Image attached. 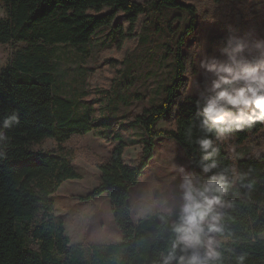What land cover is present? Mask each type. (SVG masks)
Returning <instances> with one entry per match:
<instances>
[{"label":"trees","instance_id":"trees-1","mask_svg":"<svg viewBox=\"0 0 264 264\" xmlns=\"http://www.w3.org/2000/svg\"><path fill=\"white\" fill-rule=\"evenodd\" d=\"M221 3L223 0H213ZM247 1V0H240ZM7 17L0 19V44L16 46L11 64L0 69V264H86L84 246L71 244L63 218L55 213L51 195L67 179L81 177L67 154H55L43 148L47 139L60 146L76 133H87L108 121H94L76 113L77 102L56 92V67L53 59L57 44H72L81 50L105 26H113L120 34V43L136 35L139 19L149 6L156 11L180 8L190 15V22L175 42L167 44L166 57L174 55V72L166 85L165 96L157 104L145 107L130 122L138 127L142 139H126L116 133L117 141L110 158L100 164V184L83 199L107 194L111 199L115 221L123 241L117 244L93 245L90 264H161L162 254L171 250L175 235L172 225L180 209L157 212L134 223L130 203L131 190L154 157L160 137L176 140L186 154L191 174L201 181L211 174L202 172L203 164L217 162L213 173H224L233 188L226 196L232 202L225 207V234L232 241L231 252H223L222 264H264V153L258 158H245L239 163L238 176L234 161L225 145L215 141L217 156L205 160L196 139L202 135L201 104L211 95L201 93L178 107L179 92L188 84V61L183 46L187 35L197 26V9L184 0H0ZM182 15L168 21L175 33ZM126 24V26L124 25ZM257 57V56H256ZM19 113V123L4 128L5 116ZM164 119H173L174 126L158 128ZM264 123L235 131L236 143H244L252 131ZM215 139V138H214ZM139 143L141 151L133 162H127L125 150ZM169 194L167 190L161 191ZM193 250L189 249L190 255ZM203 255V249H197ZM185 253L177 250V255ZM172 264H176L175 261Z\"/></svg>","mask_w":264,"mask_h":264},{"label":"rangeland","instance_id":"rangeland-1","mask_svg":"<svg viewBox=\"0 0 264 264\" xmlns=\"http://www.w3.org/2000/svg\"><path fill=\"white\" fill-rule=\"evenodd\" d=\"M184 1L195 5L197 26L187 35L183 46L188 61V84L179 92L177 107L201 93L214 95L211 87L217 77L199 67V61L205 56L221 61L227 60L230 54L242 55L249 60L264 58V0ZM0 5V15H5L6 8L1 2ZM176 14L182 15V22H177L178 31L173 35L168 21ZM117 22L103 27L89 44H84L87 52L72 44H57L53 59L55 90L78 103L76 113L90 115L94 121H111L115 117L110 127L100 123L90 132L76 133L62 146L55 139H47L43 145L45 150L70 156L73 167L81 175L64 181L51 199L55 203V213L64 220L71 244L84 246L83 261L86 264L91 263L93 245L117 244L123 241V235L107 194L89 200L82 197L100 184V164L110 158L117 144L116 133L128 140L142 139L139 128L130 126V122L145 107L164 98V89L174 72V55L166 57L167 44L175 42L179 33L185 30L190 15L180 8L159 12L149 6L147 14L137 23L136 35L123 43H120V34L115 28ZM229 38H232L231 45ZM237 42L243 43L242 52H235ZM15 51L16 46L12 43L0 44V69L11 64ZM171 126H174V120L164 119L157 127ZM250 132V137L242 144L236 143L235 133L220 140L234 161L237 176L243 159L258 158L264 153V125L259 131ZM140 151L139 143L128 146L125 150L127 162L135 161ZM185 173L191 171L181 145L172 138H158L154 157L131 190L134 223L157 212H169L165 209L179 210L183 204L179 184ZM163 190L170 193L163 195ZM262 207L264 211V202ZM261 237L264 238V233ZM222 240L221 252H231L234 243Z\"/></svg>","mask_w":264,"mask_h":264},{"label":"clouds","instance_id":"clouds-1","mask_svg":"<svg viewBox=\"0 0 264 264\" xmlns=\"http://www.w3.org/2000/svg\"><path fill=\"white\" fill-rule=\"evenodd\" d=\"M232 38H229V45ZM243 43L237 42L235 52L243 51ZM225 52L228 49H224ZM199 67L214 74L211 91L214 95L203 104L201 110L202 135L196 139L199 151L205 160L219 154L216 140L226 139L229 133L251 129L257 122L264 123V58L249 60L244 56L230 54L225 61L207 57L199 61ZM235 110V111H233ZM19 123V113L12 111L5 116L4 128ZM0 132V137H2ZM215 138V139H214ZM217 162L203 164L202 172L211 174L207 180L195 174L185 173L179 184L183 204L178 220L172 225L175 239L171 250L162 254L161 264H222L221 247L225 234V207L232 202L226 200L234 181L224 173H213ZM180 171L184 173V169ZM171 211V209H165ZM185 253L177 255V250ZM189 249L193 251L189 255ZM197 249H203V255ZM245 256L237 257V264H244Z\"/></svg>","mask_w":264,"mask_h":264},{"label":"crops","instance_id":"crops-1","mask_svg":"<svg viewBox=\"0 0 264 264\" xmlns=\"http://www.w3.org/2000/svg\"><path fill=\"white\" fill-rule=\"evenodd\" d=\"M4 10L6 11V13H5V15L2 13V14H1V15H2L1 18H5V17H7V15H8L7 10H6V9H4ZM0 11H1V5H0ZM1 15H0V16H1ZM1 18H0V19H1Z\"/></svg>","mask_w":264,"mask_h":264}]
</instances>
